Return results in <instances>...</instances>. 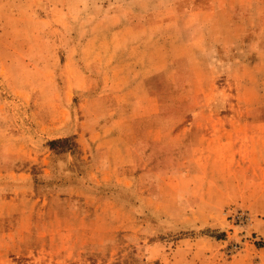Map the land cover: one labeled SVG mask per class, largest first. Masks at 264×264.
I'll use <instances>...</instances> for the list:
<instances>
[{"label": "rangeland", "instance_id": "rangeland-1", "mask_svg": "<svg viewBox=\"0 0 264 264\" xmlns=\"http://www.w3.org/2000/svg\"><path fill=\"white\" fill-rule=\"evenodd\" d=\"M173 1L0 0V264H264V0H211L236 9L217 11L224 27L254 28L233 56L208 44L170 59L201 76L185 108V77L150 78L131 33ZM142 68L141 88L173 101L157 117L176 122L135 144L118 173L131 180L101 181L89 151L134 142L132 117L154 125L151 91H118Z\"/></svg>", "mask_w": 264, "mask_h": 264}, {"label": "crops", "instance_id": "crops-1", "mask_svg": "<svg viewBox=\"0 0 264 264\" xmlns=\"http://www.w3.org/2000/svg\"><path fill=\"white\" fill-rule=\"evenodd\" d=\"M181 1L182 0H175L171 4H168V7L166 6L164 11L160 12L159 15L157 14L156 17L154 15L155 11L152 10V14L150 13L148 16L145 15L147 17L146 20L144 19L143 21H138L135 24L131 33H134L138 38V40L135 41V44L140 45L141 47V49H139V47L136 46L138 52L142 53L141 58L143 60L153 61L154 65H157L155 71H153L152 68L149 70L145 69L143 71H147L150 78L159 74L170 78V73L172 76L187 78V80L185 78L183 79L186 81L182 89L184 96L182 101H180L182 104L178 105L179 107L185 108L187 106L191 107L193 105L191 100L196 99V97L200 96L199 93L204 92L200 81L201 79L198 82V78H201V76L200 73L198 76L196 73L197 71H194V68H191L192 66L185 67L184 70L178 71L175 68V64L172 62V68L170 69V59L171 61L187 60L189 57L186 56L185 52H191L192 50L199 54H205L208 51V44H214L216 52L219 49L223 52H228L229 55L233 56V45L239 41L241 35L243 36L245 31L254 28V24L252 23L251 25L246 23V19L245 21H232V19H230L227 26L224 27L221 20L217 18L219 16L217 11H228V15L234 17V12L236 10L232 5H224L227 4L225 0H223L224 4H213L211 3V0L210 3L209 0H207V4L204 3L201 5L202 7L192 9L190 11H179V7L171 6ZM261 23L263 24V22ZM226 29L227 31H224ZM177 43L182 45L180 49L178 48V50L175 46ZM229 44L230 46H227ZM260 57L261 63H263L262 59L264 58V55H260ZM160 58L165 62L159 63L157 59ZM159 68H161L160 71ZM142 70L143 68L136 73L130 72L128 75H134L131 80V84H135L136 86L132 87L130 83H127L126 87H121L118 91L123 92L124 90H127L128 92H133L132 90L137 89L141 93L144 91H151V93L154 92V90L149 87L141 88L144 86L143 78H140V75L143 73L140 72ZM204 77H207V75L205 74ZM129 87H131L130 91L128 90ZM196 93L198 94L196 95ZM147 99L148 103L146 106L154 108V111L150 113V116L155 114L152 122L154 125L152 127H147L145 130L143 129L142 131H138L136 127L133 129V122L135 124L136 121L135 117H132L130 118V123H132L130 129L131 131L126 138L134 140V142L124 144L119 151H89L87 156L91 158L90 162L92 169L96 173V176H94L95 178L100 177L101 181L115 180L117 182H121L122 180L126 181L128 179L131 180L132 178H130V176H118V173L121 170L120 168L124 169L132 167L135 164L141 152L136 149L135 144L139 142L146 143L154 132L157 133V137L152 141L160 140V138L163 137L160 133L164 134V131L168 129L170 130V123L176 122L171 121L169 116L160 118L157 117L159 109L170 108V104H173V101H160L158 97L153 95V93L150 94V98ZM124 100L125 99L123 97L117 102H125ZM179 121L182 123L190 122V120L187 119H179L177 122ZM108 122L109 121L107 119L106 122H104L105 126L101 127L100 130L106 128V124ZM119 123V119L114 118V120L112 119V121H110L109 127H115ZM194 152L201 153L203 151ZM262 152L264 153V151ZM120 177H122V179H120Z\"/></svg>", "mask_w": 264, "mask_h": 264}, {"label": "trees", "instance_id": "trees-1", "mask_svg": "<svg viewBox=\"0 0 264 264\" xmlns=\"http://www.w3.org/2000/svg\"><path fill=\"white\" fill-rule=\"evenodd\" d=\"M58 142H60V141L51 142L50 145H54V144H56ZM62 142L65 143L66 141H62Z\"/></svg>", "mask_w": 264, "mask_h": 264}]
</instances>
